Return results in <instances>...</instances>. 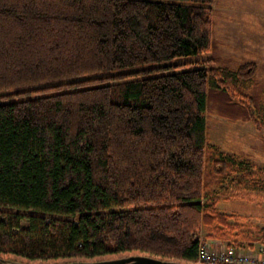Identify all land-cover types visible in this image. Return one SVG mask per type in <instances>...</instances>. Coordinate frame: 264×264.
<instances>
[{
  "label": "trees",
  "instance_id": "obj_1",
  "mask_svg": "<svg viewBox=\"0 0 264 264\" xmlns=\"http://www.w3.org/2000/svg\"><path fill=\"white\" fill-rule=\"evenodd\" d=\"M216 1L0 0V254L195 263L204 227L243 245L239 220L264 242V227L216 208L226 182L263 197L264 168L206 125L210 88L254 118L255 64L178 61L218 47Z\"/></svg>",
  "mask_w": 264,
  "mask_h": 264
},
{
  "label": "rangeland",
  "instance_id": "obj_2",
  "mask_svg": "<svg viewBox=\"0 0 264 264\" xmlns=\"http://www.w3.org/2000/svg\"><path fill=\"white\" fill-rule=\"evenodd\" d=\"M212 17L214 21L213 37L219 43L218 47H214L199 56L187 57L178 61L196 59L198 63L192 67L197 65L209 66L210 64L233 67L250 61L255 64V72L247 88L249 94L256 95V105L251 101L254 118L246 121L235 119V117L242 118L244 112L240 106L235 105L238 103L237 101H240L239 97L235 94L232 96L229 93L225 94L218 92V89L210 88L207 93L206 125L211 143L224 152L235 154L237 157L248 161L245 165L252 164L250 170L257 171L264 168V93L260 91L258 86L264 83V0H217L213 5ZM210 57L214 59L213 63L208 61ZM240 152L244 153L241 154ZM242 173L243 171L236 176H240ZM232 193H236V195L234 196ZM225 196L227 197L225 198ZM218 197L219 203L216 205L218 211L242 216L248 224L264 227V194L260 198L257 192L253 190L241 189L237 191L234 184L226 182L223 188L218 190ZM229 222L234 224L235 219L230 218ZM21 225L27 226L28 221L22 219ZM208 232L206 227L202 228L200 239L209 237ZM234 233L236 239L244 243L243 245H252L248 239L242 238V235L253 234V231L242 225L240 220L234 225ZM252 242L257 243L260 240ZM125 254H142L174 260L146 252L109 253L99 258ZM3 256L9 255L4 254ZM90 259L96 260L98 258L75 257L70 260ZM33 262H38V260ZM180 262L185 263V261ZM191 264L209 263L195 261Z\"/></svg>",
  "mask_w": 264,
  "mask_h": 264
},
{
  "label": "built area",
  "instance_id": "obj_3",
  "mask_svg": "<svg viewBox=\"0 0 264 264\" xmlns=\"http://www.w3.org/2000/svg\"><path fill=\"white\" fill-rule=\"evenodd\" d=\"M238 243H241L238 240ZM196 261L209 264H264V242L239 245L218 237L200 239Z\"/></svg>",
  "mask_w": 264,
  "mask_h": 264
},
{
  "label": "water",
  "instance_id": "obj_4",
  "mask_svg": "<svg viewBox=\"0 0 264 264\" xmlns=\"http://www.w3.org/2000/svg\"><path fill=\"white\" fill-rule=\"evenodd\" d=\"M0 263L13 264H29L22 261H14L12 259L0 257ZM44 264H187L175 260L162 259L150 255L134 254L120 258L105 259V260H73L66 262H54Z\"/></svg>",
  "mask_w": 264,
  "mask_h": 264
},
{
  "label": "flooded vegetation",
  "instance_id": "obj_5",
  "mask_svg": "<svg viewBox=\"0 0 264 264\" xmlns=\"http://www.w3.org/2000/svg\"><path fill=\"white\" fill-rule=\"evenodd\" d=\"M108 255V254H107ZM128 255H132V254H125V255H121V256H111V257H106V258H98V259H112V258H118V257H123V256H128ZM0 257L2 258H7V259H12L14 261H22V262H25V263H29V264H44V263H51V262H41V261H38V262H33V261H25V260H20V259H17V258H14V257H10V256H3V255H0ZM96 259V260H98ZM90 260H95V259H90ZM68 261H72V260H68ZM58 262H66V261H58ZM187 263V262H185ZM0 264H13V263H0ZM187 264H191V263H187Z\"/></svg>",
  "mask_w": 264,
  "mask_h": 264
}]
</instances>
